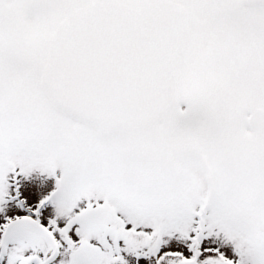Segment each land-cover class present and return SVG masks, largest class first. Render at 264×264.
<instances>
[{
    "label": "snow or ice",
    "instance_id": "6c2138e0",
    "mask_svg": "<svg viewBox=\"0 0 264 264\" xmlns=\"http://www.w3.org/2000/svg\"><path fill=\"white\" fill-rule=\"evenodd\" d=\"M0 264H264V0H0Z\"/></svg>",
    "mask_w": 264,
    "mask_h": 264
}]
</instances>
